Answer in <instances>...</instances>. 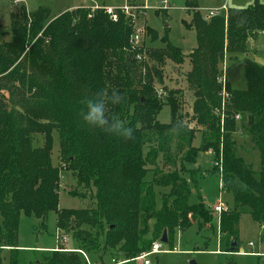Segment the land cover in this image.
Returning a JSON list of instances; mask_svg holds the SVG:
<instances>
[{
    "label": "trees",
    "instance_id": "trees-1",
    "mask_svg": "<svg viewBox=\"0 0 264 264\" xmlns=\"http://www.w3.org/2000/svg\"><path fill=\"white\" fill-rule=\"evenodd\" d=\"M186 7L197 42L188 55L166 37L160 38L161 48L145 49L144 38L133 45L135 28L121 9L117 21L102 9L89 18L83 7L54 19L48 7L29 13L23 5L10 15L11 39L0 34V264L4 249L15 262L22 212L43 225L53 213L57 232L72 233L79 251H98L102 238V252L122 261L151 249L164 231L172 244L173 232L187 230L196 219L201 228L210 223L213 229L209 208L201 201L189 204V182L199 188L211 175L235 204L218 217L221 252L238 248L243 212L264 227V66L244 59L245 90L232 89L223 68L227 55L250 53V40L264 33V3L210 19L197 1L188 0ZM145 29L152 41L158 39L152 28ZM186 59L187 91L194 96L187 120L194 127L184 125L188 114L182 113L179 91L163 88L169 63L179 67ZM114 89L122 99L107 102L108 113L132 129L131 139L91 129L81 119L83 101L100 93L107 98ZM15 90L27 97L14 100ZM163 101L171 106L168 125L157 119ZM53 131L59 135L58 160L77 182L72 196L91 198L93 208H59ZM198 133L199 148L193 145ZM33 135H43L41 147L34 146ZM246 146L260 155L259 177L239 156ZM200 151L211 152L218 164L201 170ZM81 252L52 251L46 263L81 264Z\"/></svg>",
    "mask_w": 264,
    "mask_h": 264
},
{
    "label": "rangeland",
    "instance_id": "rangeland-1",
    "mask_svg": "<svg viewBox=\"0 0 264 264\" xmlns=\"http://www.w3.org/2000/svg\"><path fill=\"white\" fill-rule=\"evenodd\" d=\"M161 1L90 0V5L95 4L101 8L111 7L113 9L128 7L129 11L126 15H128L133 28L135 30H143L144 32L145 49L163 47L164 43L160 38L166 37L172 45L181 48L188 55L197 45L195 31L187 26L192 20V14L185 9L188 0H168L166 5H161ZM190 1H197L201 14L205 17L208 15L206 10L209 9H220L222 6H225L228 15L229 9L247 8L256 2L264 3V0ZM82 2L83 0H0V34L2 39L4 41L11 39L10 15L19 10L23 5L29 13L35 12L41 7H48L51 11L50 18L54 19L66 11L90 6L89 4L82 6ZM123 13L125 14V12ZM222 14H225V12H222ZM145 27L152 28L157 33L158 39L152 41L150 35L145 33ZM249 48L250 53H248V58L264 66V33L260 34L255 41L250 40ZM246 57L245 54H239L234 58H230L227 55L223 64L224 76L236 90H245L247 87L244 72V59ZM190 68L189 59H186L179 67L173 63H169V68L166 70L167 78L165 79L163 88L167 92L179 91V97L182 101V113L188 114V117L186 116L184 119V125L194 127V124L187 120L190 119L194 101L193 94L187 91L188 87L185 80V75ZM167 95L163 96V98L166 99ZM25 97L27 95H24L22 92L15 90V93H13L14 100ZM171 117V106L168 102L163 101L157 119L160 124L168 125L171 123ZM52 135V163L54 166L60 168L59 208L63 210H86L93 208L95 202L91 198L72 196L71 192L76 187L77 182L71 172L64 170V164L62 165L59 162V135L56 131H53ZM241 136L239 135L240 142L245 141V139L241 140ZM43 140V135H33L35 147H41ZM193 145L197 148L200 147L201 136L199 133L196 134ZM239 156L243 157L246 164L252 166L256 177H259L261 170L259 153L247 147L245 150L239 151ZM214 164V156L211 153L205 151L199 152L197 167L207 172L213 169ZM194 176L199 178L200 174L195 173ZM185 177L188 180L191 179L189 174H186ZM150 178L151 173L147 175V179ZM189 186V204L196 205L201 201L209 208L214 217L213 229H211L210 223H202L203 227L201 228V222L199 223L198 219L187 230L181 231L176 229L170 238L173 241L172 244H162L159 254H150L147 258L149 264H192V262L195 264H264V241L262 240L264 229L261 224L253 221L248 211L243 212L239 220V251H220L219 215L212 212L211 208L219 197L228 205L230 210H233L235 204L231 194L221 192L218 177L213 175L205 177L200 181L199 188H195L191 182H189ZM157 205L158 208L161 207L159 196L157 198ZM67 232L63 234L57 232L56 216L53 213L48 215L43 225V222L36 219L33 215H27L22 212L18 240L15 247V262L12 263V253L9 249L2 251V262L3 264H47L46 258L51 255L52 251L66 254L71 252L78 253L76 251L79 248L78 242L72 237V233ZM63 236L67 238V242L61 243L59 238ZM94 237L97 239V234L94 233ZM102 242L103 239L99 238L100 249L98 251L81 252V264H113V260L116 264H143L142 261L137 259L122 261L121 257L115 256L113 253H103L101 249ZM250 243H252V246L249 245ZM250 253H257L259 256H252Z\"/></svg>",
    "mask_w": 264,
    "mask_h": 264
},
{
    "label": "clouds",
    "instance_id": "clouds-1",
    "mask_svg": "<svg viewBox=\"0 0 264 264\" xmlns=\"http://www.w3.org/2000/svg\"><path fill=\"white\" fill-rule=\"evenodd\" d=\"M122 97L117 90H113L107 98L103 93L88 98L83 101V109L80 113L83 123L91 128L102 131L108 135L123 137L124 139L132 138V129L125 127L123 121L115 115L108 113L106 103H120Z\"/></svg>",
    "mask_w": 264,
    "mask_h": 264
},
{
    "label": "built area",
    "instance_id": "built-area-1",
    "mask_svg": "<svg viewBox=\"0 0 264 264\" xmlns=\"http://www.w3.org/2000/svg\"><path fill=\"white\" fill-rule=\"evenodd\" d=\"M85 3H90V0H83ZM168 2V0H162L160 2L161 5H166V3ZM165 7V6H164ZM86 10H88L89 13V17H91V15L93 14V12L97 11V10H104V12L109 15V17L112 19V21H117L118 20V16L116 13V9H113L111 7H104L101 8L98 5H90L89 7H83ZM122 12L128 13L129 8L125 7L124 9H121ZM227 8L225 6H222L220 9H209L206 10V12L208 13L207 15V19L213 18V17H217L220 16L222 14V12H225V15H227L226 13ZM92 12V13H90ZM143 30L141 31L140 29H136L135 30V34L132 38V43L133 45H140L142 43L143 40ZM139 58V57H138ZM222 85L224 86V89L222 90L221 96L223 98V101H225L229 96L228 93L225 90V80L222 81ZM237 120L239 119V117L236 118ZM211 153V152H210ZM218 163H215V165H217ZM220 190H221V184H220ZM212 212L218 214L219 216L221 214L224 213H228L230 211L229 207L227 204H225L221 198L219 197L217 200H215L214 204L212 205L211 208ZM264 228V227H263ZM59 241L61 243L67 242V238L66 237H61L59 238ZM161 243L160 242H155L153 243L150 251L146 252V253H142L139 257H137V260H140L143 262V264H149V261L147 260V258L149 257L150 254H159L161 252L160 247H161ZM250 246H252V243L249 244ZM115 262V261H114Z\"/></svg>",
    "mask_w": 264,
    "mask_h": 264
},
{
    "label": "water",
    "instance_id": "water-1",
    "mask_svg": "<svg viewBox=\"0 0 264 264\" xmlns=\"http://www.w3.org/2000/svg\"><path fill=\"white\" fill-rule=\"evenodd\" d=\"M160 243L161 244H168V238H167V232L164 231L161 239H160ZM236 243H232V246H235ZM233 251H238V248H233ZM192 264H195L194 262H192Z\"/></svg>",
    "mask_w": 264,
    "mask_h": 264
},
{
    "label": "crops",
    "instance_id": "crops-1",
    "mask_svg": "<svg viewBox=\"0 0 264 264\" xmlns=\"http://www.w3.org/2000/svg\"><path fill=\"white\" fill-rule=\"evenodd\" d=\"M82 6H85V5H87V4H91V3H85L84 1L82 2ZM185 9L187 10V7L185 6ZM249 54H246V56H248ZM226 80H227V78H226ZM227 82L231 85V83L227 80ZM231 87H232V89H236V88H234L232 85H231ZM242 90V89H241ZM263 228V227H262ZM264 229V228H263ZM77 252H81V251H78V249L76 250ZM239 251V250H238ZM83 253V252H82ZM250 255H252V256H259V254H257V253H250ZM112 263L113 264H116L115 262H114V260L112 261Z\"/></svg>",
    "mask_w": 264,
    "mask_h": 264
}]
</instances>
